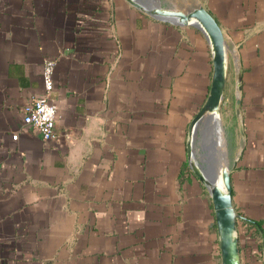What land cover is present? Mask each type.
Returning a JSON list of instances; mask_svg holds the SVG:
<instances>
[{
  "label": "crops",
  "instance_id": "0c3cea01",
  "mask_svg": "<svg viewBox=\"0 0 264 264\" xmlns=\"http://www.w3.org/2000/svg\"><path fill=\"white\" fill-rule=\"evenodd\" d=\"M159 3L203 5L223 31L232 202L264 243V0ZM45 57L49 140L23 122ZM212 69L203 29L127 0H0V264H220L211 197L186 154ZM251 232L237 226L241 263L264 264Z\"/></svg>",
  "mask_w": 264,
  "mask_h": 264
},
{
  "label": "water",
  "instance_id": "95a60500",
  "mask_svg": "<svg viewBox=\"0 0 264 264\" xmlns=\"http://www.w3.org/2000/svg\"><path fill=\"white\" fill-rule=\"evenodd\" d=\"M127 1L151 15L176 23L197 25L208 38L213 65L211 82L204 103L188 124L187 162L192 172L206 185L211 197L218 234L220 264H242L237 234V222L242 216L233 206L229 164L221 159L218 152L219 142L215 130L227 79L223 31L215 17L203 5L182 10L162 6L159 0H152V4L143 0ZM218 171L222 185L217 183Z\"/></svg>",
  "mask_w": 264,
  "mask_h": 264
},
{
  "label": "built area",
  "instance_id": "2783aa9c",
  "mask_svg": "<svg viewBox=\"0 0 264 264\" xmlns=\"http://www.w3.org/2000/svg\"><path fill=\"white\" fill-rule=\"evenodd\" d=\"M55 61L54 57L44 58L41 93L23 108V122L35 129L44 140H49L55 135L57 102L54 97L55 81L52 76Z\"/></svg>",
  "mask_w": 264,
  "mask_h": 264
},
{
  "label": "rangeland",
  "instance_id": "374dc122",
  "mask_svg": "<svg viewBox=\"0 0 264 264\" xmlns=\"http://www.w3.org/2000/svg\"><path fill=\"white\" fill-rule=\"evenodd\" d=\"M181 5H184V3H181ZM220 116V123H221V128L218 130L220 132L219 140H220V155L221 159L224 161H227L229 164L231 161V156L235 151L236 147V139H235V130L236 127L231 123L230 120H225L224 115L223 118ZM225 144V145H224ZM223 152L225 154H223ZM221 184V182H220Z\"/></svg>",
  "mask_w": 264,
  "mask_h": 264
},
{
  "label": "trees",
  "instance_id": "16d2710c",
  "mask_svg": "<svg viewBox=\"0 0 264 264\" xmlns=\"http://www.w3.org/2000/svg\"><path fill=\"white\" fill-rule=\"evenodd\" d=\"M185 171H189V168L184 166L183 167V173ZM237 226L239 228H245L246 230H249L250 228H252V234H256L257 236H261V233H260V226H259V223L255 220H252V219H248V218H245V217H241L239 218L238 222H237ZM259 247H261V249H264V243H263V238L261 236V242H259Z\"/></svg>",
  "mask_w": 264,
  "mask_h": 264
},
{
  "label": "bare ground",
  "instance_id": "6f19581e",
  "mask_svg": "<svg viewBox=\"0 0 264 264\" xmlns=\"http://www.w3.org/2000/svg\"><path fill=\"white\" fill-rule=\"evenodd\" d=\"M219 119L217 120V127H216V129L215 130H217L216 132H217V135H218V152L220 153V140H219V136L221 135L220 134V132L218 131L221 127V123H218V122H220V117H218ZM225 145V144H224ZM220 182H221V184H220ZM217 183L219 184V185H222V180H221V176H220V171H218V173H217Z\"/></svg>",
  "mask_w": 264,
  "mask_h": 264
}]
</instances>
